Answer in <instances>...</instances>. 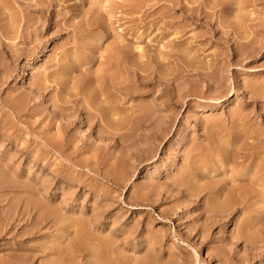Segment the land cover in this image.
<instances>
[{
  "label": "rangeland",
  "instance_id": "374dc122",
  "mask_svg": "<svg viewBox=\"0 0 264 264\" xmlns=\"http://www.w3.org/2000/svg\"><path fill=\"white\" fill-rule=\"evenodd\" d=\"M1 37V261L47 264L69 245L74 228L33 226L41 199L62 215H104L89 229L109 241V264H264V244L236 236L246 217H258L253 229L264 227V182L248 176L249 144L264 159V0H0ZM118 44L126 58L112 56ZM123 58L130 70L116 65ZM67 63L74 78L108 69L120 83L111 89L116 134L80 121L74 95L58 99L51 79ZM47 73V92L31 94ZM61 106H78L70 109L76 117ZM219 145L222 155L213 151ZM198 168L191 188L178 185ZM242 188L250 201L212 214L211 205L225 200L220 191Z\"/></svg>",
  "mask_w": 264,
  "mask_h": 264
},
{
  "label": "bare ground",
  "instance_id": "6f19581e",
  "mask_svg": "<svg viewBox=\"0 0 264 264\" xmlns=\"http://www.w3.org/2000/svg\"><path fill=\"white\" fill-rule=\"evenodd\" d=\"M29 22H27L28 24ZM11 27V26H10ZM26 31V29H25ZM29 31V30H28ZM36 31H33V33L36 34ZM8 33V32H7ZM20 31H16L15 32V35L13 37H18ZM32 33V34H33ZM30 35V34H29ZM34 35V34H33ZM10 37L12 36L11 34L9 35ZM25 36H28V34H26ZM103 36V35H102ZM31 37V36H29ZM23 38V37H22ZM27 38V37H25ZM2 40V37L0 38ZM13 39V38H12ZM4 41V40H3ZM29 41V40H27ZM5 42V41H4ZM3 42V43H4ZM24 42V41H23ZM2 42H0L1 44ZM2 43V45H3ZM25 43V42H24ZM6 44V42H5ZM4 44V45H5ZM24 45V44H23ZM18 46V45H17ZM2 47V46H0ZM12 47H16V46H12ZM136 47V46H135ZM18 48V47H16ZM137 49H141L140 45H137L136 47ZM4 49V48H3ZM7 49V48H6ZM5 49V50H6ZM12 48L10 49H7V51L9 50V52H11ZM248 50L241 47L240 48V54L244 55ZM14 52V51H13ZM124 52V48L122 45L118 44L117 46H115L114 48V52L112 54V56L115 55H118V54H122L125 58H126V55L123 54ZM250 51H248L246 54H248ZM10 54V53H9ZM120 59L119 61H117V64L116 65H122L124 66L127 70H130V64H133V63H127L129 61V59ZM72 62H74L72 60ZM87 63V62H85ZM73 65L74 64H65L64 65V68L61 70H59L56 74V76L51 79L52 81L55 82V85H56V88H57V96H58V99L62 102V103H68L70 102V99H65L64 97L62 98V94L66 93L68 95H74L76 98L75 100H72V101H79V108L76 109V111L79 112L80 115L83 114V116L80 117V121H83V122H87L88 123H94L96 122V125H99V129H103V131L105 132H108V133H112V134H116V130H120L122 127L120 126V122H118L116 119L117 118V115L119 114L116 107L112 105V94H111V89L116 87L118 84L117 81H112V78L111 76L107 73V70H105V72L101 75L99 74L98 77H95V78H90L88 77L87 75H83L81 76L80 78H74V76L72 75V72L74 71L73 70ZM88 64H86V67H87ZM84 67V66H83ZM29 68H31V65L26 62L25 63V70L23 71V74L21 76V81L23 82H27L29 80V77H30V71H29ZM134 70V69H133ZM51 74L47 73L45 76H44V79L42 78V76H40L36 82H35V85L36 87H34V89H32V93L33 92H36V93H42L44 92V90L46 89V87L48 88V86H46V82L50 80V77ZM206 79V78H205ZM215 81L217 79H214ZM213 80V81H214ZM211 81V80H210ZM33 82V81H32ZM34 84V83H33ZM32 85V83H31ZM213 85V84H212ZM215 86V84L213 85ZM132 87V86H131ZM120 88V87H119ZM212 88V87H211ZM131 89V88H130ZM134 90V88H132ZM30 90V89H29ZM50 90V89H49ZM72 90V92L70 91ZM75 92H74V91ZM129 90V89H128ZM132 90V91H133ZM131 91V92H132ZM46 92H47V89H46ZM49 92V91H48ZM130 92V93H131ZM181 92V91H180ZM35 93V95H36ZM13 94V93H12ZM30 95V94H29ZM38 95V94H37ZM165 95V92L162 93L161 96H164ZM42 96H45L44 93ZM47 96V95H46ZM49 96V95H48ZM51 96V94H50ZM128 96V95H127ZM176 97V95H175ZM39 98L40 95H39ZM50 98V97H49ZM42 99V98H41ZM35 100V99H34ZM38 100V99H37ZM45 100V98H44ZM26 101V100H25ZM36 101V100H35ZM46 101V100H45ZM31 102V100H30ZM48 102V101H47ZM55 102V101H54ZM173 102V101H172ZM24 104V102L20 101V102H15L14 103V106H11V108L15 111V110H19L21 109L22 105ZM21 105V107H19ZM139 106V105H138ZM78 107V106H74V109ZM81 107V108H80ZM142 108V106H139ZM140 109V113L142 114V110ZM48 109V108H47ZM70 109H72L71 106H61L60 107V111L58 112H65L67 110H69V115L68 116H75V113L74 114H70L72 111H74V109H72V111H70ZM22 110V109H21ZM51 111V110H50ZM55 112H57V110H55ZM235 113V112H234ZM67 114V113H66ZM116 114V116H114ZM138 114V113H137ZM120 115V114H119ZM148 115V114H147ZM233 115V114H232ZM136 116V115H135ZM151 116V115H150ZM155 116V114L153 115ZM116 117V118H115ZM143 117V116H142ZM64 119V117H62ZM67 118L66 120L68 121L69 117H66ZM144 118V117H143ZM142 118V120H144ZM149 118V117H148ZM147 118V119H148ZM160 118V117H159ZM163 118V117H162ZM161 118V119H162ZM62 119V120H63ZM141 119V118H140ZM155 119V117L153 118V120ZM160 119V120H161ZM164 119V118H163ZM141 120V121H142ZM151 120V119H150ZM88 121H92V122H88ZM141 121H139L140 123H142ZM150 122V121H148ZM147 122V124H148ZM71 123H74L73 121ZM70 122H66V123H61L60 124V129H67L70 124ZM93 123V124H94ZM157 123H160L159 122V119H158V122ZM166 123V122H164ZM55 122L52 124L54 125ZM86 124V123H85ZM144 124V123H143ZM159 126V124H157ZM163 125V124H162ZM57 126V125H56ZM93 126V125H92ZM108 126L109 129H106V127ZM156 126V127H158ZM174 126V124H173ZM58 127V126H57ZM144 127V125H143ZM155 127V128H156ZM97 128V127H96ZM145 128V127H144ZM166 129H168L167 127H165ZM160 129H162V127H160ZM171 129V128H169ZM92 130V129H91ZM95 130V129H93ZM172 130V129H171ZM170 130V131H171ZM96 131V130H95ZM165 131V130H164ZM166 132V131H165ZM261 132V131H260ZM106 135V134H105ZM104 135V136H105ZM163 135H166V134H163ZM115 136L117 135H114V138ZM142 136H146V134L143 133ZM152 136L154 137H158L159 136V133L157 131H154ZM104 138V137H103ZM159 138V137H158ZM147 140V139H146ZM254 140H257L254 139ZM122 141V140H121ZM48 143L59 150V148L57 147V145H59L58 143H56L55 141H50L48 140ZM135 142H133L134 144ZM156 144V143H155ZM251 145L250 147H253V149H255V155L254 157L250 160V165L248 166L249 168H251V171L250 173H248V176H250L251 178H255L257 179L259 182H264V159L262 158V152L261 151H258L257 150V146L256 144L254 143H251L249 144ZM260 145V144H259ZM262 145V143H261ZM50 146V147H51ZM181 148V147H180ZM154 151H156V148L153 149ZM152 151V150H151ZM216 154H224L226 152V148L224 145H219V146H216V148L213 150ZM60 152V150H59ZM153 152V151H152ZM245 156V155H244ZM1 159V158H0ZM5 165V164H4ZM6 166V165H5ZM0 168L3 169L0 165ZM204 169V168H203ZM201 171H202V168H198L197 170H194L193 172H186V173H183V175L181 174V176H179L178 180L176 181L178 183V185H185L187 186L188 188H191L192 187V180L190 178V176H194L196 174H201ZM253 172V174H252ZM246 172L243 173V175H245ZM255 175V176H254ZM238 178V177H237ZM244 177L243 178H238L237 181L240 180L241 181H244ZM235 182V181H234ZM233 182V183H234ZM24 183H28V182H24ZM23 184V183H22ZM41 184V183H40ZM235 184V183H234ZM253 184V182H252ZM23 185H26V184H23ZM31 185V183H30ZM29 185V186H30ZM256 185V184H255ZM28 186V184H27ZM28 188H33V185L32 187L30 186ZM35 186V185H34ZM39 186V185H38ZM181 186V187H182ZM37 187V186H36ZM46 185L42 188H40V191L42 190H46ZM179 187V186H178ZM180 187V188H181ZM27 189V188H25ZM28 190V189H27ZM192 190V189H191ZM239 190V194L237 193V195H232V194H229V193H223L222 191H220L219 189L216 190V192L220 191V196L223 195L224 196V202L222 203H215V204H212L211 206L213 207V209L211 210V212L213 211L214 213V216H221V213L222 212H225L228 208H232L235 204H243L244 202H248L252 199V196L250 195V193L248 191H246L245 189H238ZM27 193V192H25ZM23 193V194H25ZM41 193V192H40ZM38 193V194H40ZM44 193V192H43ZM29 194V193H28ZM33 195H36V197L38 196L37 193H31ZM30 194V195H31ZM42 194V193H41ZM63 195V194H62ZM45 196V194H44ZM17 197V196H16ZM40 198V197H39ZM47 198V197H45ZM36 199H34L35 201ZM41 200V199H40ZM38 200L37 202H33V208L35 210V218H33L34 220V223L37 224V225H33V226H40L41 228V225L44 226V227H54V228H62L63 231L62 234H64V232H68L70 230V228H74V235L73 237L69 240V245L64 248V249H60L59 250V255L56 259H54L53 261H49V263L47 264H109L111 261H113V257H112V260L108 257H106V251H104V249L108 246H109V241L106 239V238H102L98 235H94V233L91 232V229H89V227L91 226L90 224H99L100 222H102L103 218H104V215H97V214H92V215H96L94 217H73V216H66V215H62L61 212L59 211L61 207H59V210L56 209L55 207H51L49 205H51L50 203L46 204L47 202L46 201H40ZM25 201V200H24ZM27 201H28V198H27ZM48 201V200H47ZM46 202V203H45ZM30 203V202H29ZM28 203V204H29ZM54 204V205H56ZM63 204H65L63 202ZM16 205V204H15ZM53 205V204H52ZM60 206L62 205L61 203L59 204ZM14 207V206H13ZM16 207V206H15ZM14 207V209H15ZM19 207V206H18ZM67 207V206H65ZM104 207V206H103ZM236 207V206H235ZM63 208V207H62ZM14 209H12V211H14ZM66 209V208H65ZM17 210V209H16ZM67 210V209H66ZM232 210V209H230ZM10 211V210H9ZM27 211V210H26ZM104 211V210H103ZM210 212V213H211ZM227 212V211H226ZM84 213V212H83ZM106 213V212H105ZM244 213V212H243ZM16 214V213H15ZM30 214V213H29ZM65 214V213H64ZM89 214V213H87ZM227 214V213H226ZM19 215H22V214H19ZM28 215V214H27ZM26 215V216H27ZM31 215V214H30ZM77 215V214H76ZM107 215V214H106ZM224 215V214H223ZM23 216V215H22ZM29 216V215H28ZM212 217V218H215V217ZM31 219V217H30ZM29 219V221H30ZM222 219V218H221ZM258 219V217H254V218H243L240 223H239V227L236 231V237L237 239L239 238H244L248 241H250L251 243L254 244V248H256L258 246V244L261 243L264 244V227H258L257 229H253V226H254V220ZM210 220V218H209ZM217 220H219L217 218ZM29 223V222H28ZM110 223V222H109ZM30 226V224L28 225ZM27 226V227H28ZM92 227V226H91ZM255 227V226H254ZM39 228V227H38ZM43 228V227H42ZM105 228V226H104ZM97 229V228H96ZM37 230V229H36ZM39 230V229H38ZM42 230V229H41ZM47 230V229H46ZM49 230V228H48ZM99 230V229H98ZM114 230V229H113ZM112 230V232H113ZM73 231V230H72ZM97 231V230H96ZM101 231V230H100ZM43 232V231H42ZM42 232H39L40 234ZM234 233H235V230H234ZM35 234V233H34ZM37 234V233H36ZM233 234V232H232ZM42 235V234H41ZM235 235V234H234ZM44 236V235H43ZM113 237V236H111ZM110 238V236H109ZM113 239V238H112ZM65 241V240H64ZM95 241H97L98 243H96ZM113 241H115L113 239ZM250 243V245H251ZM112 244V247L114 246L113 244L114 243H111ZM252 244V245H253ZM250 247V246H249ZM248 245H247V248H249ZM252 247V246H251ZM250 247V248H251ZM252 249V248H251ZM258 249V247H257ZM256 249V250H257ZM262 249V248H261ZM250 250V249H249ZM116 251V250H115ZM4 252V251H3ZM45 254V253H44ZM253 254L255 255V250L253 251ZM113 256V255H112ZM6 257V256H5ZM33 257V256H32ZM88 257V258H87ZM255 257V256H254ZM47 258V257H46ZM87 258V259H86ZM253 258V257H252ZM45 260V259H44ZM46 262V261H45ZM48 262V261H47ZM112 263V262H111ZM0 264H5L4 261H1L0 260ZM16 264H23L21 263L20 261H16ZM42 264V263H41Z\"/></svg>",
  "mask_w": 264,
  "mask_h": 264
}]
</instances>
